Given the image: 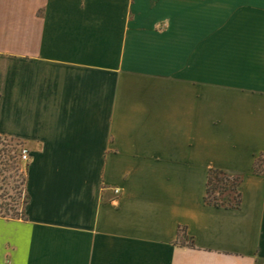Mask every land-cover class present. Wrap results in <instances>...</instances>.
<instances>
[{
	"label": "crops",
	"instance_id": "crops-1",
	"mask_svg": "<svg viewBox=\"0 0 264 264\" xmlns=\"http://www.w3.org/2000/svg\"><path fill=\"white\" fill-rule=\"evenodd\" d=\"M0 136V264H264V0H0Z\"/></svg>",
	"mask_w": 264,
	"mask_h": 264
},
{
	"label": "trees",
	"instance_id": "trees-1",
	"mask_svg": "<svg viewBox=\"0 0 264 264\" xmlns=\"http://www.w3.org/2000/svg\"><path fill=\"white\" fill-rule=\"evenodd\" d=\"M21 142L13 139L7 138L5 136H0V157L4 158L5 161L3 165L8 164V160H10L13 156L10 154L11 151H15V146H20ZM19 156V155H18ZM3 161H0L2 163ZM260 165H264V161L261 162ZM28 166V165H27ZM26 166V170H27ZM4 167L0 168V173L5 171ZM240 177H234L228 175L224 170L218 168H211L208 171L207 182H206V191H205V201L214 206V207H229V208H237L240 205L241 201V193L239 190L240 185ZM221 183L228 188V191L232 193L228 195L227 202H220L217 197H213V200H210L209 197L212 194V191L215 189L213 182ZM26 182V173L22 178V187L20 191H16L14 195L8 194L4 192L0 194V216L7 218H20L23 217L24 208L28 200V194L25 187ZM228 186V187H227ZM221 188V187H220ZM219 195L221 191L217 192ZM5 201H3V200Z\"/></svg>",
	"mask_w": 264,
	"mask_h": 264
},
{
	"label": "rangeland",
	"instance_id": "rangeland-1",
	"mask_svg": "<svg viewBox=\"0 0 264 264\" xmlns=\"http://www.w3.org/2000/svg\"><path fill=\"white\" fill-rule=\"evenodd\" d=\"M23 148H25L23 145L15 146L16 150L10 152L13 157L8 160V164L5 166L3 165L5 159L0 157V161H3L0 163V168L4 167L7 169L0 173V194L7 192L8 194L14 195L16 191H20V188L22 187V178L26 173V166L28 165V161L24 162L20 157ZM261 159L264 161V157H261ZM213 183L215 189L212 191L209 199L213 200V197L215 196L220 202H227L226 199L229 198L228 195H231L232 193H230L228 188L226 189V186L223 184L215 181ZM218 190L221 191L220 195L217 193Z\"/></svg>",
	"mask_w": 264,
	"mask_h": 264
},
{
	"label": "built area",
	"instance_id": "built-area-1",
	"mask_svg": "<svg viewBox=\"0 0 264 264\" xmlns=\"http://www.w3.org/2000/svg\"><path fill=\"white\" fill-rule=\"evenodd\" d=\"M20 157H21V159H22L24 162L28 161V160H29V153H28V150L25 149V148H23V149L21 150Z\"/></svg>",
	"mask_w": 264,
	"mask_h": 264
}]
</instances>
